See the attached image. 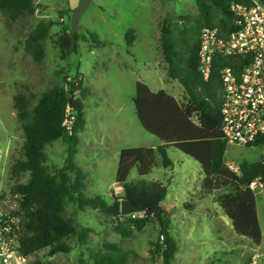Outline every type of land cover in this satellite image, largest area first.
<instances>
[{"label": "rangeland", "instance_id": "374dc122", "mask_svg": "<svg viewBox=\"0 0 264 264\" xmlns=\"http://www.w3.org/2000/svg\"><path fill=\"white\" fill-rule=\"evenodd\" d=\"M36 4L35 14L19 23L10 24L0 11V141L10 148L8 159L2 165L4 175L0 180V193L10 198L8 208L13 209L14 187L29 179V174L20 177L11 174L12 165L22 158L24 144L14 97L26 94L33 97L35 103L48 88L61 84L62 75L58 71L64 69L69 81H81L88 94L84 103L87 125L80 134L75 156L76 165L86 169H82L87 174L84 193L100 195L113 203L115 198L122 196V189L116 183L119 164L116 150L161 145V141L144 130L138 120L134 102L137 82L147 84L153 91L172 88L179 99L184 96L181 84L168 76L161 29L164 19L172 17L175 36L182 37L187 20L180 17L194 19L198 15L196 2L93 0L79 20V49L67 61L61 59L57 40L63 32H70L72 11L79 0H36ZM41 22H51L53 26L45 41V57L38 63L27 52L26 41ZM130 30L136 35L132 47L126 42V33ZM90 33L99 37V45L92 41ZM91 142L97 145L95 151L86 146ZM67 150L62 140L47 146L50 170L64 166ZM168 155L173 167L155 168L144 180L160 182L168 188L162 205L171 215V232L179 249L172 264H247L253 253L264 254V189L255 191L263 233L262 243L256 245L235 231L232 221L216 202L218 195L232 189L204 195L200 164L174 147L169 149ZM259 155L258 149L228 144L225 164L228 168L229 165L239 167L243 162L259 161ZM139 179L134 169L129 181ZM65 215L78 225L93 229L88 245L79 246L70 239L67 244L73 248L71 252L49 257V250H43L32 255L31 264L37 261L40 264H80L82 256L89 261L91 251L101 250L106 242L135 252L131 264H164L155 247L158 239L155 223H150L132 238H122L116 230L118 220L101 211H81L67 200ZM17 216L23 220L22 210Z\"/></svg>", "mask_w": 264, "mask_h": 264}, {"label": "trees", "instance_id": "16d2710c", "mask_svg": "<svg viewBox=\"0 0 264 264\" xmlns=\"http://www.w3.org/2000/svg\"><path fill=\"white\" fill-rule=\"evenodd\" d=\"M198 15L183 25L182 37H176L174 19L166 17L161 29L163 60L168 66L170 79L184 88L185 97L176 99L165 90L154 92L143 83L137 82L135 107L138 120L144 130L156 136L161 145L154 148L129 147L121 150L116 183L122 189V196L108 203L102 196H87V174L76 165L80 134L86 129L85 100L87 91L81 81H69L64 69L61 84H55L44 91L33 103V97L19 94L14 97L17 120L24 133L22 158L11 168V174L20 177L29 174L26 183L17 184L13 192L19 194L26 228L20 250L24 255H35L49 250V257L72 251L67 240L73 239L79 246H87L93 229L80 226L65 215L67 200L81 211L92 209L118 220L116 230L122 238H132L150 224L158 227L155 247L164 264H172L178 253V243L171 232V215L162 203L168 195V188L160 182H147L144 177L155 168L173 167L168 155L174 147L193 158L204 174L202 192L211 196L215 192L232 189L217 196V204L232 221L235 231L254 244L263 239L257 210V196L250 189L256 179L264 182V162L261 160L240 165L241 174L233 173L225 162L228 143L221 132V108L223 85L220 70L232 60L218 58L209 80H204L199 66L200 33L205 27L219 28L223 35L233 30L234 16L230 4L238 2L252 4L251 0H195ZM37 10L36 0H0V11L10 24L24 22ZM53 23H39L26 41V50L36 62L45 57V41ZM94 43L99 37L90 33ZM80 36L73 37L63 32L57 44L60 56L67 61L79 49ZM133 30L126 33L129 47L134 45ZM78 94H80L78 96ZM57 140L67 146V158L60 169L50 170L47 166L46 148ZM136 169L139 180L130 182L129 177ZM148 208L147 212L121 215V200ZM161 214V223L154 214ZM136 253L123 249L117 243L106 242L102 249L91 251L90 260L83 256L80 264H131ZM33 264H40L39 261Z\"/></svg>", "mask_w": 264, "mask_h": 264}, {"label": "built area", "instance_id": "2783aa9c", "mask_svg": "<svg viewBox=\"0 0 264 264\" xmlns=\"http://www.w3.org/2000/svg\"><path fill=\"white\" fill-rule=\"evenodd\" d=\"M252 4L232 2L234 30L223 35L219 28L205 27L200 33L198 71L209 80L218 58L232 60L220 70L223 85L221 132L228 144L260 150L264 162V0ZM10 148L0 141V180L3 163ZM229 169L241 174L239 167ZM250 189H264V182L256 179ZM13 209L8 208L9 197L0 193V264H31L32 255L20 250L26 228L17 213L21 211L19 194H14ZM247 264H264V254L253 253Z\"/></svg>", "mask_w": 264, "mask_h": 264}, {"label": "water", "instance_id": "95a60500", "mask_svg": "<svg viewBox=\"0 0 264 264\" xmlns=\"http://www.w3.org/2000/svg\"><path fill=\"white\" fill-rule=\"evenodd\" d=\"M92 1L93 0H79L77 8L72 11L71 29L69 32L70 37H73L77 33L79 27V20L90 7ZM120 209L122 216H130L133 214H140L148 211V208L138 206L127 199L121 200ZM154 217H156L159 223H161V214L159 212L155 213Z\"/></svg>", "mask_w": 264, "mask_h": 264}, {"label": "crops", "instance_id": "0c3cea01", "mask_svg": "<svg viewBox=\"0 0 264 264\" xmlns=\"http://www.w3.org/2000/svg\"><path fill=\"white\" fill-rule=\"evenodd\" d=\"M175 81V80H174ZM181 88H183L182 87V85H181ZM184 89V88H183ZM182 89V90H183ZM152 90V89H151ZM162 90H165V91H167L168 93H170L171 95H173L176 99H178V100H182L184 97H185V93H184V96H183V98L182 99H179L178 98V93H176V92H174V90L172 89V88H170V89H162ZM153 91V90H152ZM158 91H160V90H156V91H154V92H158ZM176 91H180V89H177ZM181 92V91H180ZM87 147H89L90 149H91V151L92 150H94L95 151V149H96V144H94L93 142H91L90 143V146H88V145H86ZM124 149V148H123ZM121 150L122 149H120V150H116V153L118 152V156L120 155V152H121ZM87 154V153H86ZM116 156H117V154H116ZM87 159L88 160H91V158L90 157H88L87 156ZM82 167V166H81ZM81 169H83L84 171H86V169H85V167H82ZM163 204V203H162ZM163 206V205H162Z\"/></svg>", "mask_w": 264, "mask_h": 264}]
</instances>
